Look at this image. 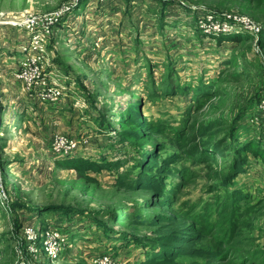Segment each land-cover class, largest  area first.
<instances>
[{
	"label": "rangeland",
	"instance_id": "rangeland-1",
	"mask_svg": "<svg viewBox=\"0 0 264 264\" xmlns=\"http://www.w3.org/2000/svg\"><path fill=\"white\" fill-rule=\"evenodd\" d=\"M249 141L264 148V0H0V264H142L177 209L216 255L176 264H264V153L209 177ZM159 152L182 154L170 205L131 182ZM78 156L116 165L93 182L59 164Z\"/></svg>",
	"mask_w": 264,
	"mask_h": 264
},
{
	"label": "trees",
	"instance_id": "trees-1",
	"mask_svg": "<svg viewBox=\"0 0 264 264\" xmlns=\"http://www.w3.org/2000/svg\"><path fill=\"white\" fill-rule=\"evenodd\" d=\"M128 119H131V116ZM147 122H142L145 125ZM153 129L152 126L148 125ZM251 142H247L243 145L241 149L236 151V157L233 158V162L231 164V169L228 175H219L218 171H212V176L209 177L212 180H217L221 185H228L235 180L237 175L244 174L246 172L247 167V157L248 153H252L254 157H258L262 159L264 148L262 146H250ZM225 145H218V143H214L212 146L213 154H207L208 161H212L214 159V154L217 156H221L224 154ZM185 153V152H182ZM182 157V154L172 155V152L164 157L160 156V152L158 153V161L148 159L150 156H145L139 161V165L141 167V172H139L131 182L137 185L140 188H147L157 192L164 201L166 205L171 204V198L167 194V190L169 189V181L171 178L169 176L168 171H171L169 168L170 163H176L177 159ZM82 157L78 156L75 159H71L67 162H59V164L67 165L68 167L73 166L84 178H89L93 182H97L95 178H90L87 174L88 170L94 172H100L103 168L109 167L111 164L116 165L111 162H86ZM144 171H147L148 174H144ZM121 179V178H120ZM168 179V180H167ZM118 186L126 189L128 184L116 181ZM228 198H236L237 200L244 198L240 191L238 190H230V194ZM170 203V204H169ZM174 216H167L164 218H160V226H158V234L152 239V245L154 250L149 253V256H146L143 260L142 264H176V259L181 256H189V257H204L209 256L212 257L216 255V252H210L209 250L204 249L201 246L196 245L205 235V228L200 227V225H195L194 223H199L202 220L198 219L195 215H186V213L179 214V210H174ZM178 214V215H177ZM184 217L183 219H181ZM168 221V223H166ZM207 224L205 226H209L210 222L205 220ZM163 223V224H161ZM166 223V224H165ZM202 223V222H201ZM204 226V225H203Z\"/></svg>",
	"mask_w": 264,
	"mask_h": 264
},
{
	"label": "built area",
	"instance_id": "built-area-1",
	"mask_svg": "<svg viewBox=\"0 0 264 264\" xmlns=\"http://www.w3.org/2000/svg\"><path fill=\"white\" fill-rule=\"evenodd\" d=\"M107 260H108V258H107V256H105L102 261L106 262Z\"/></svg>",
	"mask_w": 264,
	"mask_h": 264
}]
</instances>
